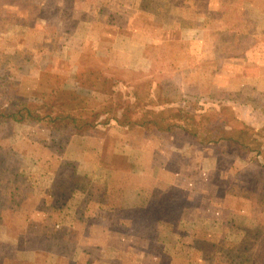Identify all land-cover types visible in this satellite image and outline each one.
<instances>
[{
    "label": "rangeland",
    "instance_id": "rangeland-1",
    "mask_svg": "<svg viewBox=\"0 0 264 264\" xmlns=\"http://www.w3.org/2000/svg\"><path fill=\"white\" fill-rule=\"evenodd\" d=\"M53 105L95 128L52 125ZM147 158L151 179L128 178ZM134 181L152 188L135 223L88 222L100 241L118 232L119 259L264 264V0H0V264H74L75 189L110 199Z\"/></svg>",
    "mask_w": 264,
    "mask_h": 264
},
{
    "label": "crops",
    "instance_id": "crops-1",
    "mask_svg": "<svg viewBox=\"0 0 264 264\" xmlns=\"http://www.w3.org/2000/svg\"><path fill=\"white\" fill-rule=\"evenodd\" d=\"M194 26L195 27L192 26V29H190L191 31L189 33L191 40L193 39V36H194L193 34H195L193 32L194 31L197 32L196 29H199L201 25L197 24ZM193 29L194 31H192ZM149 150L151 151L150 147H149ZM102 151H103V147L100 144L96 146L95 148L90 149L89 152H86L87 154L95 153L94 156L96 158H94L95 160H94L93 167H96V170L97 169L100 170L106 167L103 160L98 158V156L100 155V152ZM112 151L114 152V154L120 153V150H118V148H114L112 149ZM88 157L89 156H87V158ZM87 158L82 161H77V162H80V165L83 166V164H85L88 161ZM155 164L156 163L151 161L150 158H147V160L144 159L142 161L135 159L133 161V169L132 170L130 169V171L127 172V176L128 178L132 176V179L134 180L135 175H136L135 172L138 171L140 174H143L144 176L146 175V180H148V178L151 179L152 174H155L156 166L160 167V165H158L159 163L156 165ZM98 179L99 177H93V178L87 177L85 182L87 184L94 185L98 183ZM143 179H145V177H143ZM101 181H102V178H101ZM157 182L159 183V181ZM150 185L151 183L148 181L143 182L141 187L137 186L135 181L132 183L129 182L126 189H123L120 194L110 195L109 197L110 199H105L104 196L102 197V193L99 194L97 191L91 190L90 188H87L85 186L82 188L79 187L80 189L76 188L75 191H78L80 195L77 196L73 194V197L69 199V202L63 214L64 216L66 215L68 216V221H66L67 224L65 226L66 230L70 233H75V232L79 233V237H77L78 239H75V236L71 234H68L67 239L65 238V240H68L72 243L73 247H77L76 249H80L78 258H73L72 260H70V262L74 264L76 263L77 264H127L124 259L122 258L119 259L120 249H119L118 232L116 231L114 236L104 234L105 239L100 241L96 239L97 237H95V235L93 234V232L96 230L94 227H96L97 225H95L92 228V232H91V230H89V227H88L90 225V224L88 225V222L90 219H93L94 217L103 216L102 215L103 213L105 214L107 213L111 216L112 219L113 217H115L116 220L119 221L120 214L127 213V215H130L131 218L132 216L134 217L132 218V223H135L133 221H135L136 219L137 220L139 219L138 216H141L140 212L138 211L137 214L136 212L135 213L134 212L130 213V212L132 211V209L133 210L137 209L136 207L140 206V205L137 206L140 200H142L145 203L147 199L149 201L152 198V193L150 191L152 188L150 189L149 187ZM142 190L143 191L146 190V192L142 193ZM144 194L146 195V198L140 197V195L143 196ZM139 209H143V208H139ZM141 212L144 214L145 211L141 210ZM131 218L129 219L131 220ZM81 221L84 222L85 226L83 227L82 230L81 228L78 230L77 224L79 222L82 223ZM71 224H73V226ZM135 225L133 224L132 226L134 228L132 229L134 233H136L135 231L137 230L146 233V230L144 227H140L137 225L135 226ZM136 236L137 238L143 237L142 235L135 234V237ZM107 238H110L109 243H108L109 239ZM143 238L145 240L146 237H143ZM75 240H78L76 244H74ZM132 246H133L132 244L128 245V247H132ZM145 248L146 247L142 249H145ZM145 253L146 254L143 253L142 256L140 257L139 262H138L139 264H143L144 258H147L148 254L147 252ZM74 257H77V256H74ZM155 258H156V261L158 262V257L155 256Z\"/></svg>",
    "mask_w": 264,
    "mask_h": 264
},
{
    "label": "trees",
    "instance_id": "trees-1",
    "mask_svg": "<svg viewBox=\"0 0 264 264\" xmlns=\"http://www.w3.org/2000/svg\"><path fill=\"white\" fill-rule=\"evenodd\" d=\"M19 106H21L20 104H17L16 103V107L15 108H18ZM58 105H53L52 108H50L49 112H48V117L50 118V122L51 124H57V127H59L60 125L64 126L62 128H67V127H73L74 129H76V133L79 134V135H83L85 134L87 131L91 130V129H94L95 126L91 127L92 125L90 123H88L87 121L83 122L81 120H78L76 116H73L71 114L69 115H66L65 113H63L62 115L61 114H58L56 116L52 115V113H50L51 110L53 109H57ZM26 112H28V116H30V119L31 120H41L40 117L36 116L33 114V112L31 111V109H25ZM110 114V112L106 111V112H103L104 115L106 114ZM24 114L25 112H23L22 109H18L17 111L14 112V114H11L9 115L10 118H12V120H15V121H23L24 119H22L24 117ZM50 114V115H49ZM102 116L101 115H98L97 116V119L98 118H101ZM114 120L116 121V124L118 127H125V129H132L135 125V123L131 122L130 121V118L128 117H125V113H117L115 115V118ZM80 121V124H78ZM174 131V125L173 127L170 129ZM205 142V141H204Z\"/></svg>",
    "mask_w": 264,
    "mask_h": 264
}]
</instances>
